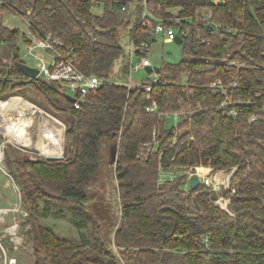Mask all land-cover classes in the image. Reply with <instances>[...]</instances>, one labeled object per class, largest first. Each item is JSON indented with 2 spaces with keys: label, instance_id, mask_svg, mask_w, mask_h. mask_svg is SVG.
<instances>
[{
  "label": "trees",
  "instance_id": "trees-1",
  "mask_svg": "<svg viewBox=\"0 0 264 264\" xmlns=\"http://www.w3.org/2000/svg\"><path fill=\"white\" fill-rule=\"evenodd\" d=\"M5 2L0 97L27 85L36 88L52 113L67 114L72 145L63 160L5 155L29 212L33 264H264V0ZM28 6L33 32L62 40L61 49L75 53L77 67L106 79L79 107L58 82L28 77L13 66L22 60L19 29L5 25L3 13L20 17ZM159 19L179 28L182 58L162 62L154 86L159 112H149L144 86L119 81L130 75L132 45L135 59L147 55ZM23 39L27 43L25 34ZM143 41L147 50L139 48ZM214 81L243 99L234 104L237 114L221 105L226 95ZM184 109L167 127L160 113ZM254 112L257 118L249 121ZM103 143L118 146L121 209L110 226L87 206ZM198 166L234 169L224 190L229 210L215 202V191L205 183L190 187ZM49 214L70 219L79 239L60 235L40 219Z\"/></svg>",
  "mask_w": 264,
  "mask_h": 264
},
{
  "label": "rangeland",
  "instance_id": "rangeland-1",
  "mask_svg": "<svg viewBox=\"0 0 264 264\" xmlns=\"http://www.w3.org/2000/svg\"><path fill=\"white\" fill-rule=\"evenodd\" d=\"M101 9L102 6H95L96 11H100ZM3 23L7 26L17 27L19 29L17 43L20 47V58L29 65L37 67L38 59L27 51L26 43L23 39V34L29 32L27 23L9 10L3 13ZM155 36L156 40L147 51V56L152 61L153 65L160 67L164 60L177 61L182 58L180 44L175 40L166 41L162 33H156ZM123 45L127 51L130 50L131 45L128 37L124 38ZM4 51V47L0 46V52L3 53ZM39 53L41 54L42 51L39 50ZM136 60L137 59L134 58V61ZM148 76L149 74L144 67L133 68L131 71V77L134 81L141 82L148 78ZM69 93L71 94V92ZM16 97L27 99L33 103L34 107L32 109L28 108L25 110L26 116L31 114L35 116L34 123L27 125V131L25 133L31 135L33 143H31L30 147H27L22 143L21 139L18 140V137L12 139V141L8 143L7 138L11 139L9 133L7 134L0 128V145L5 144L3 146L5 153H3L2 160L6 154L17 159L25 158L28 155L36 158L37 156L48 154L46 151L40 149V145H42L45 150H48L51 153L54 152L55 155H61L62 151L64 156L69 155V150L72 145L71 139L66 136V127L68 124L66 120L67 114L52 113V111L49 110V106L46 104L43 95L36 88L28 85L17 90L15 89L10 95H6L5 98L0 97V99L6 100ZM37 108L43 112L34 111L35 113H32V110H36ZM14 110L15 109L8 110V112L5 111V113H8L9 115V113ZM176 121L177 120L174 116H169L166 119V126L172 127L176 124ZM4 140L7 142L5 141L4 143ZM47 140L49 142H47ZM34 146H38L37 152H34L31 149ZM110 150L109 143H103L101 145L102 163L99 170V176L97 182L89 189V200L87 205L91 212H93L101 222L109 226L113 219L116 220L121 209V207L118 206L121 203V199L120 189L118 187L119 182L115 170L116 163L110 162ZM186 188H189V186H186ZM18 201L19 194L16 185L10 178L5 167L0 164V207H11ZM25 211L27 215H21L18 219L20 224L18 234H10L6 233V231L5 233L3 231L0 233L5 234L3 235L4 238L2 242L11 252H14L13 255H16L18 258L17 264H33L37 255L31 234L28 232L31 227V222L27 219L29 212L26 209ZM10 216L11 214H8L6 217L7 220L9 219L11 222L12 218ZM40 219L44 223L52 225L60 235L74 240L79 239V232L70 219L57 217L53 214H49L45 217L41 216ZM8 224L10 223L8 222L6 225ZM3 227L4 225L0 223V229Z\"/></svg>",
  "mask_w": 264,
  "mask_h": 264
},
{
  "label": "built area",
  "instance_id": "built-area-1",
  "mask_svg": "<svg viewBox=\"0 0 264 264\" xmlns=\"http://www.w3.org/2000/svg\"><path fill=\"white\" fill-rule=\"evenodd\" d=\"M143 2L146 5V0H143ZM5 4V0H0V6ZM125 8L126 6H122V9ZM31 11L32 8L28 6L24 13L17 14L20 15L21 19L24 20L28 25L29 32L24 33L28 39L26 43V49L30 54L38 59V76L47 80L56 81L60 85L65 87L68 90V93L71 92V94H69L75 97L74 106L79 107L82 100H84L89 93L95 92L106 81V79L96 74L84 72L79 67H77L74 61L75 53L72 50L66 53L61 49V47L65 46L62 40L53 38L51 35L42 36L38 33L33 32L29 27V15ZM155 32L162 33L166 41H172L175 40L177 36H181L179 33V28L176 25L168 24L163 19L158 20L155 26ZM181 33L183 34L185 33V31H182ZM148 46V42L143 41L140 44L139 48H141V50H147ZM134 49L135 46L132 45L130 75L127 79L120 80L119 83H123L129 88L133 86L143 85L145 91L148 92L150 97V103L147 106V110L149 112H159V105L154 93V86L160 82L159 74L157 71L152 70L151 72H148L149 76L148 78H146L147 80H143L141 82L134 81L131 77V71L133 68H145L147 65H153L152 61L147 55H141L139 59L134 61ZM39 50L42 51L43 54H40ZM212 85L221 87L222 92L226 95L225 100L221 105L225 107L229 106L227 113L237 114V108L234 104L242 103L243 99L240 96L237 98L231 96L228 93V90L222 87L220 81H214L212 82ZM262 108L264 109V105ZM184 112H186V109L160 114L164 115V117L166 118L169 116H174L178 121ZM256 118L257 113L254 112L251 114L249 121L255 120ZM2 156L0 158V162H2ZM201 168H196L195 175H201V183H205L210 188V190L215 191L217 195L215 202L222 208L229 210V198L225 197L224 190L230 188V181L234 169L231 171H214L211 167H207V170L204 171ZM16 188L20 196V188L18 184H16ZM8 214H11V222L9 221V219L7 220L6 216ZM21 215H27L22 205L21 198H19V201L11 207H0V223L4 225V227L0 229V233L1 231H3L4 233L6 231V233L18 234L20 227L18 219ZM8 221L10 224L6 225ZM4 233L0 234V264H17L16 255H13L10 249H8L2 242L4 238L3 235H5Z\"/></svg>",
  "mask_w": 264,
  "mask_h": 264
},
{
  "label": "bare ground",
  "instance_id": "bare-ground-1",
  "mask_svg": "<svg viewBox=\"0 0 264 264\" xmlns=\"http://www.w3.org/2000/svg\"><path fill=\"white\" fill-rule=\"evenodd\" d=\"M31 106L32 104L29 101L21 97L9 98L0 101V114L5 108L7 110L15 109L9 113L8 117H0V124L2 123V126L0 127L10 129L12 131V135L14 134L16 137L20 138L24 144H30L32 142L31 135L25 134L27 131V125L31 122V118L25 116V110L27 107Z\"/></svg>",
  "mask_w": 264,
  "mask_h": 264
},
{
  "label": "water",
  "instance_id": "water-1",
  "mask_svg": "<svg viewBox=\"0 0 264 264\" xmlns=\"http://www.w3.org/2000/svg\"><path fill=\"white\" fill-rule=\"evenodd\" d=\"M208 27H210V25H208ZM175 41L178 43V44H181L183 39L181 36H177L175 38ZM17 55V53H16ZM13 66L20 70L24 75L28 76V77H31V78H34V77H37L38 74H39V68L36 67V66H32V65H29L28 63L22 61V60H17L15 59L13 61ZM145 69L147 70V72H151L152 70H155V71H159V67L158 66H155V65H147L145 67ZM67 97L74 101L75 100V97H73L72 95L70 94H67ZM40 111V110H39ZM117 150H118V146L117 145H113L111 147V150H110V162L113 163L116 161L117 159ZM34 152H37L38 149L37 148H34L33 149ZM2 156V153H1V150H0V158ZM44 156L46 157L47 160H63L65 158V156L62 154V155H48V154H44ZM201 183V175L199 174H196L192 177L191 181H190V187L191 188H195L196 186H198L199 184Z\"/></svg>",
  "mask_w": 264,
  "mask_h": 264
},
{
  "label": "crops",
  "instance_id": "crops-1",
  "mask_svg": "<svg viewBox=\"0 0 264 264\" xmlns=\"http://www.w3.org/2000/svg\"><path fill=\"white\" fill-rule=\"evenodd\" d=\"M214 2H222L223 0H213ZM3 98H5V97H3ZM1 100H5V99H0V101ZM27 100V99H26ZM27 101H29V100H27ZM31 104H32V106L31 107H27L26 109H28V108H33L34 106H33V103L31 102V101H29ZM0 110H1V108H0ZM40 109H36V110H32L33 112L32 113H35V112H43L42 110H40ZM5 111H7L8 112V110L5 108L4 110H2L1 111V114H0V117H8V113H5ZM35 111V112H34ZM26 116V115H25ZM43 116V115H42ZM41 116V117H42ZM27 117H30L31 118V122H29L28 123V125L30 124L31 125V123H34V119H35V116L33 115V114H31V115H29V116H27ZM41 117H40V119H41ZM5 119H7V118H5ZM40 121V120H39ZM4 124V123H3ZM0 126H2V123L0 124ZM2 130H4L7 134L9 133V135H10V138L11 139H9V138H7V140H8V143L10 142V141H12V139H14V138H16V136L13 134L12 135V131L10 130V129H8V128H5V127H0ZM5 128V129H4ZM38 128L40 129V127L38 126ZM39 129H38V131H39ZM11 132V133H10ZM18 140H20V138L18 139ZM23 140V139H22ZM5 141L6 140H4L3 142L5 143ZM7 142V141H6ZM37 142V141H36ZM47 142H49L48 140H47ZM31 143H33V141L31 142ZM31 143L30 144H24L25 146H27V147H30V145H31ZM5 145V144H4ZM3 144L2 145H0V150H1V153H2V155H3V153H5V150H4V146ZM35 148H37L36 146H34ZM34 147L33 148H31L32 150L34 149ZM40 147V149H42L43 151H46L47 153H48V155H55L54 154V152L53 153H51L50 151H48V150H45L44 149V147L42 146V145H40L39 146ZM28 155V154H27ZM29 156V155H28ZM30 157V156H29ZM31 158H33V157H31ZM4 159H5V156L3 157V160H2V162H0V164H2V166H4L5 167V163H4ZM4 163V164H3ZM199 168H201V167H204V168H201L202 170H204V171H206L207 170V167L208 166H198ZM5 169H6V167H5ZM7 170V169H6ZM9 174V173H8ZM10 176V175H9ZM10 178L12 179V177L10 176ZM191 179L192 178H190L189 180L191 181ZM13 180V179H12ZM13 182H14V180H13ZM14 184H15V182H14ZM16 185V184H15ZM19 198H20V196H19ZM9 222V221H8ZM2 229V228H1Z\"/></svg>",
  "mask_w": 264,
  "mask_h": 264
}]
</instances>
